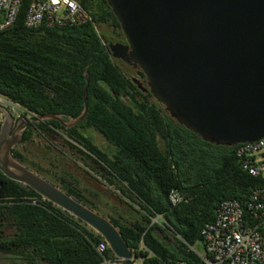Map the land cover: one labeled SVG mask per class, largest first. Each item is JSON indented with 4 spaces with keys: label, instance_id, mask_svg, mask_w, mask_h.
<instances>
[{
    "label": "trees",
    "instance_id": "1",
    "mask_svg": "<svg viewBox=\"0 0 264 264\" xmlns=\"http://www.w3.org/2000/svg\"><path fill=\"white\" fill-rule=\"evenodd\" d=\"M75 1L89 15L85 23L29 29L24 0L14 25L0 32V97L25 115L78 117L85 71L89 79L84 119L68 129L53 120L29 124L12 156L97 213L103 209L96 201L106 195L103 216L142 264H205L193 250L202 228L224 201L246 210L264 179L242 169L237 146L201 140L134 85L133 69L106 51L124 42L106 0ZM91 132L108 146L100 149ZM172 190L184 197L176 206ZM157 216L162 220L153 223ZM99 242L81 221L0 172L5 264H102L113 255L108 248L99 254Z\"/></svg>",
    "mask_w": 264,
    "mask_h": 264
},
{
    "label": "water",
    "instance_id": "2",
    "mask_svg": "<svg viewBox=\"0 0 264 264\" xmlns=\"http://www.w3.org/2000/svg\"><path fill=\"white\" fill-rule=\"evenodd\" d=\"M124 43L108 44L112 59L137 70L149 93L171 119L201 140L223 147L255 143L264 137V0H106ZM59 114L14 118L0 104V172L43 200L81 221L107 244L116 264L136 257L118 228L60 187L15 160L12 150L29 124L57 121L77 126Z\"/></svg>",
    "mask_w": 264,
    "mask_h": 264
},
{
    "label": "built area",
    "instance_id": "3",
    "mask_svg": "<svg viewBox=\"0 0 264 264\" xmlns=\"http://www.w3.org/2000/svg\"><path fill=\"white\" fill-rule=\"evenodd\" d=\"M23 1L0 0V32L14 25ZM88 20V13L75 0H30L24 23L29 29L42 25L62 28ZM236 157L249 175L264 179V137L255 143L238 145ZM183 200L179 191L169 193L173 206ZM161 220L157 216L152 222ZM200 236L202 253L197 254L205 264H264V185L252 191L246 210L235 201L222 202L214 220L202 228ZM95 248L103 254L108 246L99 242ZM117 261L113 257L104 259L102 264H116ZM133 264H142V258H136Z\"/></svg>",
    "mask_w": 264,
    "mask_h": 264
},
{
    "label": "rangeland",
    "instance_id": "4",
    "mask_svg": "<svg viewBox=\"0 0 264 264\" xmlns=\"http://www.w3.org/2000/svg\"><path fill=\"white\" fill-rule=\"evenodd\" d=\"M127 70V69H126ZM128 72H129V74L130 75H133V71H131V70H127ZM0 104L1 105H3V106H5L10 112H11V114L13 115V117L16 119V118H18V117H21L22 116V114H23V110L21 109V108H19L17 105H14V104H11L10 102H8L7 100H5V99H3V98H1L0 97ZM0 118H1V123H2V120H3V118H2V115L0 114ZM92 136H93V138H94V143L100 148V149H104V148H106L108 145H107V143L101 138V136L100 135H98L97 133H94V132H91L90 133ZM101 189L103 190V191H105L106 189L103 187H101ZM104 197H105V199L106 200H109L108 199V197L106 196V195H104ZM99 207H101V206H99ZM106 211H107V209H106ZM99 214H101L102 216L103 215H105V211H103V210H99ZM12 230L11 229H5L4 230V233L6 234V235H11L12 234ZM193 250L196 252V253H202V247H201V244L200 243H198V244H196L194 247H193ZM6 263V260L2 257V256H0V264H5Z\"/></svg>",
    "mask_w": 264,
    "mask_h": 264
},
{
    "label": "crops",
    "instance_id": "5",
    "mask_svg": "<svg viewBox=\"0 0 264 264\" xmlns=\"http://www.w3.org/2000/svg\"><path fill=\"white\" fill-rule=\"evenodd\" d=\"M102 184H103V186H104V188L106 187V185L102 182ZM108 189H110L109 187H107ZM101 196V199L99 200V201H96V203L99 205V206H101V208L103 209V210H108V207L106 206V203L108 202L106 199H105V197H104V195L102 194V195H100Z\"/></svg>",
    "mask_w": 264,
    "mask_h": 264
},
{
    "label": "flooded vegetation",
    "instance_id": "6",
    "mask_svg": "<svg viewBox=\"0 0 264 264\" xmlns=\"http://www.w3.org/2000/svg\"><path fill=\"white\" fill-rule=\"evenodd\" d=\"M122 43H124V42H122ZM131 78H137V79L140 80L143 84H144V82H145L144 77H143L142 75H139L137 70H133V75H132Z\"/></svg>",
    "mask_w": 264,
    "mask_h": 264
}]
</instances>
